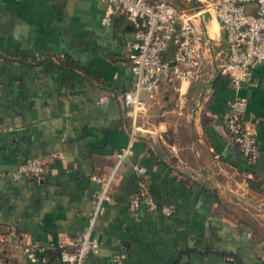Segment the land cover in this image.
I'll use <instances>...</instances> for the list:
<instances>
[{"label": "crops", "instance_id": "obj_1", "mask_svg": "<svg viewBox=\"0 0 264 264\" xmlns=\"http://www.w3.org/2000/svg\"><path fill=\"white\" fill-rule=\"evenodd\" d=\"M104 7L0 0V264H63L55 244L84 230L92 196L129 138L132 154L117 166L96 217L98 250L82 264H239L234 255L264 264V196L247 182L264 183V59L235 90L221 71L225 31L203 12L191 20L201 36L193 78L160 81L131 121L117 95L133 86L127 53L141 26L119 10L102 23ZM254 11L247 2L244 12ZM172 56L169 43L162 58ZM236 95L245 98L242 122L255 139L250 162L224 127ZM27 159L42 162L43 173L13 179ZM140 182L173 212L132 215L128 201ZM30 244L31 258L22 250Z\"/></svg>", "mask_w": 264, "mask_h": 264}, {"label": "built area", "instance_id": "obj_2", "mask_svg": "<svg viewBox=\"0 0 264 264\" xmlns=\"http://www.w3.org/2000/svg\"><path fill=\"white\" fill-rule=\"evenodd\" d=\"M105 7L102 23L106 24L115 11H122L130 20H137L141 28L135 31V40L127 53L129 69L134 80L131 89L117 95L123 114L131 121L146 109V100L151 99L160 81L169 84L188 83L194 76L200 56L196 45L201 36L192 24L193 17L209 12L225 31L227 55L221 71L229 76L232 87L237 90L251 79L252 69L264 59V0H204L199 11L174 8L162 0H104ZM253 2L255 11L245 13L244 6ZM171 43L172 62L162 58V52ZM176 87V86H175ZM179 88V86L177 87ZM104 97L98 98L103 102ZM229 109L224 123L225 130L241 155L250 162L256 153L255 139L245 128L242 114L245 98L234 96L227 102ZM2 128L0 127V132ZM130 139L116 155L111 174L102 180L101 189L92 196V211L82 232L70 241H58L55 244L57 261L63 264H82L85 258L98 250V239L93 234L96 217L102 202L107 198L108 187L117 166L132 154ZM137 173L145 169L135 166ZM44 171L43 163L36 159L21 162L11 173L13 179L21 177H39ZM137 195L130 197L128 211L136 215L140 208L169 215L173 211L171 204H158L143 184ZM33 244L22 248L31 258ZM117 260V259H116Z\"/></svg>", "mask_w": 264, "mask_h": 264}, {"label": "trees", "instance_id": "obj_3", "mask_svg": "<svg viewBox=\"0 0 264 264\" xmlns=\"http://www.w3.org/2000/svg\"><path fill=\"white\" fill-rule=\"evenodd\" d=\"M169 4V3H168ZM171 6H173L174 8H179L180 6H174V4H170ZM22 59V58H21ZM248 187L256 192H258L259 194H261L262 196H264V183L262 181H256V180H248ZM158 203V202H157ZM160 204V203H158ZM173 212V211H172ZM170 215V214H169ZM224 256V253H223ZM234 260L239 263V264H246L244 262L241 261V259H239L237 256L234 255Z\"/></svg>", "mask_w": 264, "mask_h": 264}, {"label": "water", "instance_id": "obj_4", "mask_svg": "<svg viewBox=\"0 0 264 264\" xmlns=\"http://www.w3.org/2000/svg\"><path fill=\"white\" fill-rule=\"evenodd\" d=\"M190 7L194 10V11H199L201 9H203V5L202 3L198 2L197 0H188ZM207 13L204 12L203 16L206 17Z\"/></svg>", "mask_w": 264, "mask_h": 264}, {"label": "rangeland", "instance_id": "obj_5", "mask_svg": "<svg viewBox=\"0 0 264 264\" xmlns=\"http://www.w3.org/2000/svg\"><path fill=\"white\" fill-rule=\"evenodd\" d=\"M162 1H164V2H166V3H169V4H176V2L174 1V0H162ZM187 1V0H186ZM202 1H204V0H202ZM259 228L260 229H264V226H262V225H259ZM264 231V230H263Z\"/></svg>", "mask_w": 264, "mask_h": 264}]
</instances>
